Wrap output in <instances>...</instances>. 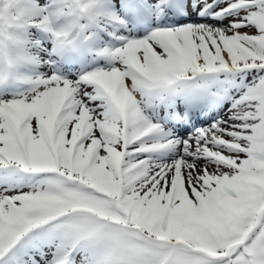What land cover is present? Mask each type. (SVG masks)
<instances>
[{"label":"snow or ice","instance_id":"obj_1","mask_svg":"<svg viewBox=\"0 0 264 264\" xmlns=\"http://www.w3.org/2000/svg\"><path fill=\"white\" fill-rule=\"evenodd\" d=\"M0 264H264V0H0Z\"/></svg>","mask_w":264,"mask_h":264}]
</instances>
